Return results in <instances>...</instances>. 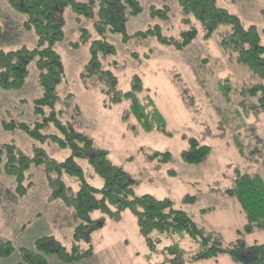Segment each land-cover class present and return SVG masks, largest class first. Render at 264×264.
<instances>
[{"label": "rangeland", "instance_id": "374dc122", "mask_svg": "<svg viewBox=\"0 0 264 264\" xmlns=\"http://www.w3.org/2000/svg\"><path fill=\"white\" fill-rule=\"evenodd\" d=\"M138 1L143 12L128 20V35L156 25H160L165 36L176 39L191 28L198 31L196 40L183 51L163 46L155 38L131 39L124 43L121 34L108 33L105 37L117 49L116 56L102 58L105 69L115 74L120 90L125 93L131 90L134 77L139 76L146 89L139 98L143 102L148 97L153 99L171 135L156 129L147 131L132 113L129 101L106 107L107 97L100 92L98 84L83 82L81 75L90 61L91 42L100 37L92 21L83 19L81 25L77 24V15L71 8L65 12L66 39L56 46L65 72L58 87L60 100L56 106V111L61 112V121L71 123L92 139L98 149L106 151L112 163L123 167L137 196L148 194L159 200L170 199L175 209L187 212L208 231L220 234L227 245L241 237L249 246L263 244L264 230L245 234L247 220L242 206L226 193L234 186L237 169L257 173L264 180V159L257 163L246 161L233 141L234 137H239L250 150H255L252 141L256 135L264 143V114H249L241 104L244 100L245 106L256 102L245 98L242 92L259 80L248 68L229 58L220 46L217 33L206 40L200 22L184 14L176 1ZM216 1L220 8L238 16L245 28L255 26L264 44V0ZM152 6L159 9L168 6L169 20L153 19ZM24 21L5 0H0V50L36 48L38 38L34 32L25 30ZM81 28L89 30L88 42L82 40ZM77 43L79 46L74 47ZM29 72L22 90L0 92V148L13 144L33 157L38 147L56 161L64 162L71 156L70 150H62L50 141L38 142L22 130L6 131L2 127L3 122H23L34 127L42 121L34 112V102L43 94L35 62L30 64ZM49 114L50 110L46 109V116ZM43 133L58 135L60 131L51 123ZM189 138L211 148L209 156L198 166L186 165L181 159L182 152L189 148ZM155 153H170L172 159L168 163L150 159ZM78 162L87 182L102 189L104 181L88 159ZM63 180L74 193L78 192L77 179L64 175ZM29 182H33L34 187L21 197L16 193V180L0 176V244L11 243L14 247L12 255L0 259V264H20L22 251H35L36 241L45 237L55 238L68 251L74 247V231L78 225L74 210L60 200H51L42 167L31 168L27 173L26 183ZM187 196L195 197L196 202L185 203ZM101 216L99 212L93 214L94 219ZM238 231L244 234L240 236ZM152 237L162 240L155 250L146 244L135 215L130 210L125 211L121 221L106 219L104 227L92 233L90 243L81 242L83 250L92 245L94 257L77 264L169 263L170 247L178 246L188 253L199 250V244L187 236L167 237L156 232ZM47 259L48 264H63L57 255H49Z\"/></svg>", "mask_w": 264, "mask_h": 264}, {"label": "trees", "instance_id": "16d2710c", "mask_svg": "<svg viewBox=\"0 0 264 264\" xmlns=\"http://www.w3.org/2000/svg\"><path fill=\"white\" fill-rule=\"evenodd\" d=\"M174 1L179 4L184 14L193 16L200 22L206 40H210L217 33L220 46L229 58L248 68L253 77L259 80L257 84L242 92L245 98L255 99L256 102L245 106L244 100L241 104L248 109L249 114H264V44L258 29L255 26L245 28L238 16L220 8L216 0ZM5 2L25 18V30L34 32L38 41L34 49L21 47L16 50H0V92L22 90L29 79V66L35 62L43 94L34 102V112L42 117V121L37 122L34 127L23 122H3L2 127L6 131L22 130L38 142L50 141L62 150H70L72 154L64 162H58L42 148L36 147L34 156L30 157L13 144L4 145L0 148V176L13 177L17 183V195L24 197L34 187L33 182L26 183L27 173L32 167H42L51 190V200H60L65 206L72 208L78 222L71 251L53 237L41 238L36 241L35 251H22L20 264H48L49 255H57L63 264L90 260L94 257L93 247L91 245L89 249L83 250L81 242L90 243L92 233L103 228L106 219L121 221L123 213L128 210L137 218L140 233L151 250H155L162 241L161 238L152 237L156 232L167 237L187 236L199 244V250L190 253L178 246L170 247L168 251L172 257L169 263L160 264H195L222 256L229 257L237 264H264V243L249 246L241 237L227 245L220 234L198 225L187 212L175 209L170 199L159 200L148 194L137 196L128 172L112 163L109 154L98 149L93 140L78 131L75 126L62 122L61 112L56 111L60 100L58 87L65 78L56 46L66 39L65 12L68 8L77 15V24L81 25L83 19L92 21L94 30L100 37L91 42L90 61L81 75L83 82L87 84L95 81L98 84L100 92L107 97L104 102L106 107L129 101L132 113L147 131L156 129L167 135L171 134L167 131V124L153 99L148 97L143 102L139 98V95L146 92L141 78L135 76L131 90L125 93L120 90L115 74L105 69L102 58L117 55L116 47L105 37L108 33L121 34L124 43L131 39L155 38L163 46L183 51L198 37L197 29L191 28L176 39L165 36L160 25H156L130 36L126 31L128 20L143 12L138 0H96L89 3L77 0ZM169 12L168 6L160 9L155 6L150 8L153 19L167 21L170 18ZM222 27L226 30L221 31ZM80 32L84 42L91 39L88 29L81 28ZM73 46L78 47L79 44ZM46 109L50 110L49 116H46ZM51 123L59 128L60 134L43 133L45 127ZM233 141L246 161L257 163L264 159V143L258 135L252 141L255 150H250L237 136ZM188 142L189 148L181 154L182 162L189 166L202 164L209 156L211 148L200 144L195 138H189ZM149 158L168 163L172 156L170 153H155ZM79 159H88L95 173L104 181L102 189H96L87 182ZM64 175L79 181L78 192L74 193L67 186L63 180ZM226 193L236 198L242 206L247 220L245 234L264 230V180L259 174L237 169L234 186ZM184 202L192 204L196 202V198L187 196ZM96 212L101 213V218H93ZM244 233L238 231L240 236ZM13 251L11 243L0 244V259L11 256Z\"/></svg>", "mask_w": 264, "mask_h": 264}, {"label": "crops", "instance_id": "0c3cea01", "mask_svg": "<svg viewBox=\"0 0 264 264\" xmlns=\"http://www.w3.org/2000/svg\"><path fill=\"white\" fill-rule=\"evenodd\" d=\"M89 264H91V263H89ZM195 264H231V263L228 261L227 257L222 256V257H220L218 259H212V260H208V261H201V262H198V263H195Z\"/></svg>", "mask_w": 264, "mask_h": 264}]
</instances>
